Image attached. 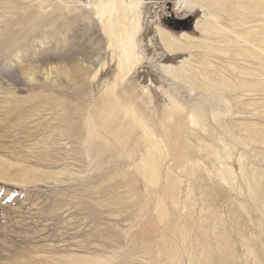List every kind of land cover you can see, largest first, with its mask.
<instances>
[{
	"label": "rangeland",
	"instance_id": "374dc122",
	"mask_svg": "<svg viewBox=\"0 0 264 264\" xmlns=\"http://www.w3.org/2000/svg\"><path fill=\"white\" fill-rule=\"evenodd\" d=\"M140 13L129 72L75 27L51 36L67 47L38 72L40 38L0 52V264H264V29L244 51L214 22L204 50L171 58L157 28L202 39V12L146 0Z\"/></svg>",
	"mask_w": 264,
	"mask_h": 264
},
{
	"label": "bare ground",
	"instance_id": "6f19581e",
	"mask_svg": "<svg viewBox=\"0 0 264 264\" xmlns=\"http://www.w3.org/2000/svg\"><path fill=\"white\" fill-rule=\"evenodd\" d=\"M89 2V5H86L79 0H0V11L4 10L6 14L3 16L4 22L0 28V35L4 36L0 40V52L9 54L16 47L17 50H21L19 45L27 42L30 36L40 38L44 47L40 52L42 64L36 65L35 68L38 72L42 70L44 64L62 59L61 52L67 47L66 41L59 40L57 45L52 43L51 36L60 34V37H63V34L75 27L73 31L77 38L80 34L89 31L92 38L99 39L98 45L104 44V50L118 48L120 52L119 73L131 71L140 62L136 53L137 39L142 32L140 11L146 0H129L128 2L125 0H89ZM177 4L186 15L193 14L196 10L202 12L201 18L196 22L195 30L203 38L200 39L186 33L176 36L158 27L157 36L169 56L176 57L204 50V39L209 35L210 27L215 28L212 24L220 23L221 20L227 21L234 27L230 29L232 36H227L230 44L244 51L260 50L257 35L264 29V0H177ZM26 6H29L28 10H24ZM53 27L57 29L52 30ZM48 28H51V32H45ZM31 45H33L32 42H29L27 48ZM97 53L99 55L95 59L88 61L89 67L98 66V60L103 53ZM254 59L260 60L256 56ZM188 64H190L189 61H187ZM99 71L100 69H97L93 78ZM163 72L175 82H187L178 68L163 66ZM29 74L33 75V73ZM13 76L18 79L14 73ZM54 89L53 86L46 85L43 91L53 92ZM58 101L61 112L66 116L70 115L71 110L67 111L65 100ZM140 126L143 127L146 135L153 139L145 124L141 123ZM3 172L9 175L7 169ZM18 172L20 179H32V171L29 168L24 167ZM212 249L211 252L215 255L218 250ZM198 264H205V262L199 260ZM212 264H227V262L223 255H220L216 256Z\"/></svg>",
	"mask_w": 264,
	"mask_h": 264
},
{
	"label": "flooded vegetation",
	"instance_id": "af4514ba",
	"mask_svg": "<svg viewBox=\"0 0 264 264\" xmlns=\"http://www.w3.org/2000/svg\"><path fill=\"white\" fill-rule=\"evenodd\" d=\"M188 23L189 22L185 20H171L169 22V25L170 27L175 28V29H181V28L186 29L188 28Z\"/></svg>",
	"mask_w": 264,
	"mask_h": 264
},
{
	"label": "trees",
	"instance_id": "16d2710c",
	"mask_svg": "<svg viewBox=\"0 0 264 264\" xmlns=\"http://www.w3.org/2000/svg\"><path fill=\"white\" fill-rule=\"evenodd\" d=\"M186 21H188L189 23H191V20H186Z\"/></svg>",
	"mask_w": 264,
	"mask_h": 264
},
{
	"label": "crops",
	"instance_id": "0c3cea01",
	"mask_svg": "<svg viewBox=\"0 0 264 264\" xmlns=\"http://www.w3.org/2000/svg\"><path fill=\"white\" fill-rule=\"evenodd\" d=\"M168 55V54H167ZM171 58H174L173 56H170Z\"/></svg>",
	"mask_w": 264,
	"mask_h": 264
}]
</instances>
